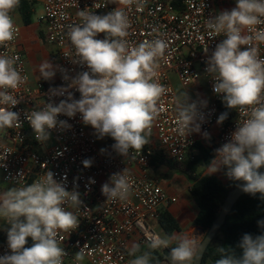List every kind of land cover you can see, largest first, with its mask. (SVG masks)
Returning a JSON list of instances; mask_svg holds the SVG:
<instances>
[{
  "label": "clouds",
  "instance_id": "obj_1",
  "mask_svg": "<svg viewBox=\"0 0 264 264\" xmlns=\"http://www.w3.org/2000/svg\"><path fill=\"white\" fill-rule=\"evenodd\" d=\"M21 0H0V47H7L17 32L13 13ZM117 7L104 15L87 8L79 10V23L68 26L67 38L74 56L73 64L86 66V71L74 76L68 70L45 60L39 66V76L51 80L57 71L66 86L50 88L49 102L38 110L26 113L35 139L45 143L51 129L69 128L60 115L69 118L80 115L82 122L91 126L98 139L111 137L112 149L127 159L130 150L141 152L149 143L154 121L160 114L159 101L166 88L157 80L159 60L166 42L161 38L134 44L131 21L126 9L136 5L142 8L146 0H109ZM106 6V5H103ZM94 7H102L95 3ZM259 26V27H258ZM206 27L212 38L224 37L206 60V72L214 81L213 91L222 98L228 110H236L246 119L237 122L224 144L215 149V157L207 165L208 175L224 171L228 179L236 182L242 192L264 200V58L259 45L264 44V0H236L235 7L207 18ZM103 33L104 38L98 39ZM208 53V48L203 50ZM17 57L0 54V131L20 127L18 112L12 109L21 101L15 92L27 81L17 67ZM75 89L79 99L74 98ZM51 97H65L55 103ZM176 124L185 138L201 131L205 120L201 109L207 101H192L187 92L175 99ZM228 112L221 113L217 124H222ZM204 137L209 138L205 132ZM101 153L105 149L100 150ZM85 168L91 159L83 162ZM90 183H95L90 180ZM132 181L125 168L113 174L102 185L107 200L125 201L131 195ZM82 201L76 190L68 191L64 183L46 171L33 183L13 187L0 193V219L7 229L10 253L0 256V264H64L67 255L60 246V233H71L79 226V218L68 207L80 208ZM264 228V220L257 222ZM59 237V239H58ZM31 238V247H26ZM205 240L193 234L153 233L147 240V251L137 243L128 249L134 257L129 264H159L152 253L170 248L168 264H196L206 249ZM241 254L217 248L220 258L215 264H264V233L244 234L239 242ZM82 264L85 253L81 249L74 255Z\"/></svg>",
  "mask_w": 264,
  "mask_h": 264
},
{
  "label": "built area",
  "instance_id": "obj_2",
  "mask_svg": "<svg viewBox=\"0 0 264 264\" xmlns=\"http://www.w3.org/2000/svg\"><path fill=\"white\" fill-rule=\"evenodd\" d=\"M21 1L42 6L38 25L44 27L47 43L56 48L52 62L67 69L70 76L87 70L86 66L73 64L70 60L74 56V49L66 33L70 24L80 22L77 12L87 8L95 14L104 15L117 7L109 0ZM95 3H100L102 7L95 8ZM235 3L236 0H146L142 8L133 5L126 9L132 24L128 37L131 42L139 44L161 38L167 44L159 60L157 76L166 93L159 101L161 111L153 123L151 135L156 137L164 157L172 163L193 158L198 144L195 132L185 138L177 130L175 99L179 95L173 77L185 89L199 83L201 77L206 80L212 100L206 108L201 109L205 120L200 132L203 137L207 132L210 138L215 127H219L218 138L213 145L214 157L215 149L227 142L236 123L246 119L234 110L231 120L217 124L222 113V98L214 93V81L206 72L208 56L224 38L209 35L207 18L220 11L231 10ZM13 16L15 19L14 13ZM15 23V39L7 47H0V54L17 57V67L21 75L28 79L15 92L21 101L12 109L19 113L22 125L0 131V175L5 183L18 187L31 184L46 171H51L54 179L64 183L66 190L80 193L81 207H68L78 216L79 226L71 233H60L63 237L60 246L67 253L64 264H77L74 255L81 249L89 264H129L134 258L128 254L132 241L139 244L141 249L147 247L148 237L155 233L149 221H158L160 211L178 201L165 190L160 178L154 174L152 161L157 145L150 142L141 152L130 150L129 157L124 159L112 149L115 141L111 137L98 139L91 126L82 122L79 114L73 118L60 115L58 119L67 121L70 127L49 130L53 141L49 146L38 142L26 113L38 110L49 102L50 88L66 86L67 82L59 71L52 80L32 82L27 60L20 48L22 30L16 19ZM97 38L103 39L104 34H99ZM205 48H208L207 54L203 51ZM259 54L264 58V44L259 45ZM69 91L79 99V92L75 89ZM64 98L51 97L55 103ZM101 149L105 151L101 153ZM85 159L92 160L90 167H84L82 162ZM125 168L133 185L131 195L125 201L107 200L102 194V185ZM90 180L95 183H90ZM3 227L9 225L0 219V229ZM163 250L156 251L162 253ZM6 253H10L7 240L0 242V256Z\"/></svg>",
  "mask_w": 264,
  "mask_h": 264
},
{
  "label": "trees",
  "instance_id": "obj_3",
  "mask_svg": "<svg viewBox=\"0 0 264 264\" xmlns=\"http://www.w3.org/2000/svg\"><path fill=\"white\" fill-rule=\"evenodd\" d=\"M17 10L25 26L28 27L33 24L34 4L21 1ZM220 109L222 113L228 112L226 121L234 117V110H228L223 102L220 104ZM150 144L149 141L143 148ZM196 149L198 151L193 158L181 163H172L164 157L162 150L157 145L152 166L154 171L161 167L174 170L190 181L189 194L197 206L194 226L206 233L218 217L228 193L241 184L242 181L236 182L228 179L227 182H224L218 176L208 175L206 172L202 173L201 169H207L208 163L214 158V152L213 148L209 146L197 145ZM263 170L264 168L260 169V171ZM260 220H264V200L260 199L259 194L255 197L245 194L234 206L220 233L207 249L203 264H215V261L221 255L217 248L221 247L225 249V252L233 251L239 256L242 250L238 245L244 234H251L255 237L264 233V228L258 226L257 223ZM158 223L167 234L180 231L178 223L167 211H160ZM1 240L2 242L7 240V233L1 234ZM31 245L32 242L28 238L26 247H31ZM152 255L154 262L159 261V264H161L164 261V257L160 252L154 251Z\"/></svg>",
  "mask_w": 264,
  "mask_h": 264
},
{
  "label": "crops",
  "instance_id": "obj_4",
  "mask_svg": "<svg viewBox=\"0 0 264 264\" xmlns=\"http://www.w3.org/2000/svg\"><path fill=\"white\" fill-rule=\"evenodd\" d=\"M14 15H15V19H16L17 23L19 24V26L21 27V30H22V36H21V40H20V48H21L22 52L24 51V49H26V47L31 49V51H29V54H30L29 57L30 58H28V60H27V65H28V70H29L30 76H31V80L34 83L38 82V81H47V80L40 78L38 70H39V66L41 65L42 62H44L45 60L50 61V57L41 52L40 47L37 44V40H36L37 39L36 38L37 37L36 31L31 32V30H30L31 28H35L37 25L32 24V25L27 27L24 25L22 18L18 12L14 13ZM34 42H36V43H34ZM32 43H34L35 45ZM27 53H28V51H27ZM176 91H177L178 95H180V93L186 91L188 96L190 97V100H192V99H196L198 101L199 100H205V101H207V103H210L212 100V95H211L208 87L206 86V84L204 86H200L199 83H197L196 85H194L188 89L181 87V89L178 90L176 88ZM218 133H219V127L218 126L215 127V129L213 130V133L209 139H205L202 136L201 132L196 133L197 138H198V144L197 145L209 146V147L213 148V145L217 141ZM197 151L198 150L195 148L194 153H196ZM213 175L219 177V175L216 173ZM161 183H162L163 187L165 188V190H167V192L171 196L176 197L178 200L177 203L172 204L169 208L164 209V211H167L168 213H170L171 216L176 220V222L178 223L179 228H180L179 232L186 233L189 235L193 234L197 237H200V240L202 241L205 237V232L202 229L194 226V221H195V218L197 215V206L195 205V202L193 201V199L191 198V196L189 194V189L186 192H178L177 191L178 189L176 190L174 187L168 186L167 182L161 181ZM155 224H157V225L155 226ZM151 226H152L155 233H160V234L165 233V231L160 227L158 221L153 222V225H151ZM132 243H135V242L132 241ZM166 249H170V248H166ZM147 250H148L147 247H143L141 249L142 252L147 251ZM170 251H171V249H170ZM161 264H167L165 262V258Z\"/></svg>",
  "mask_w": 264,
  "mask_h": 264
},
{
  "label": "rangeland",
  "instance_id": "obj_5",
  "mask_svg": "<svg viewBox=\"0 0 264 264\" xmlns=\"http://www.w3.org/2000/svg\"><path fill=\"white\" fill-rule=\"evenodd\" d=\"M18 12L17 9L15 10L14 13ZM42 13V6L41 5H35V14H34V18H33V24L34 25H37L35 28H31V32H34L36 31V40H37V44L39 45L40 47V50L42 53H44L45 55L49 56L50 57V61L52 62V58L55 57L56 55V48L53 47L52 45H49L46 41V34H45V30H44V27L41 26V25H38V18L40 16V14ZM36 43V42H34ZM32 43V44H34ZM35 45V44H34ZM28 51V53H27ZM29 51H31V49L27 48L24 49L23 51V54H24V58L26 60H28V58H30V54H29ZM53 63V62H52ZM173 80H174V85L175 87L179 90L181 89V85L179 84V82L176 80L175 77H173ZM49 81V80H47ZM206 84V80L203 79V77L200 78V82H199V85L200 86H204ZM149 140L152 144L154 145H158L157 144V141H156V137L154 135H151L149 137ZM53 143L52 141V137L50 136V138L45 142L46 145H51ZM201 171H203L202 173L206 172L208 173L207 169H204ZM154 174L160 178L161 181L163 182H167L166 184L170 187H174L178 192H186L190 186H191V183L190 181L182 174L174 171V170H170L168 168H165V167H161L160 169L158 170H155L154 171ZM216 174L219 175V177L224 181V182H227L228 178L227 176L224 174V171H220V172H217ZM13 188V186L5 183L3 181V178L2 176L0 175V193H3L9 189ZM153 222L155 221H152L150 220L149 223L151 225H153ZM157 224H155L156 226ZM7 227H3L0 229V242H2L1 240V234H5L7 233ZM68 264H75L73 262H69ZM82 264H89L88 261L84 258Z\"/></svg>",
  "mask_w": 264,
  "mask_h": 264
},
{
  "label": "water",
  "instance_id": "obj_6",
  "mask_svg": "<svg viewBox=\"0 0 264 264\" xmlns=\"http://www.w3.org/2000/svg\"><path fill=\"white\" fill-rule=\"evenodd\" d=\"M264 172V170L262 171ZM243 183V182H242ZM241 183V184H242ZM240 185V184H239ZM245 195L244 192L241 191L239 186H236L234 189H232L227 197L224 200L223 206L219 212L218 217L214 221L211 228L205 233L204 237V244L206 249L204 252L200 255V259L196 262V264H203V259L205 256V253L209 246L213 243L217 235L220 233L223 225L226 222V219L228 215L232 212L234 206L238 203V201ZM170 255V249H164L162 251V256L165 258V262L168 264L167 257Z\"/></svg>",
  "mask_w": 264,
  "mask_h": 264
}]
</instances>
